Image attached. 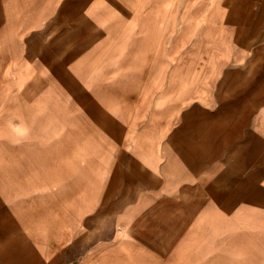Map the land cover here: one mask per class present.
<instances>
[{"label": "crops", "instance_id": "0c3cea01", "mask_svg": "<svg viewBox=\"0 0 264 264\" xmlns=\"http://www.w3.org/2000/svg\"><path fill=\"white\" fill-rule=\"evenodd\" d=\"M0 264H264V0H0Z\"/></svg>", "mask_w": 264, "mask_h": 264}]
</instances>
